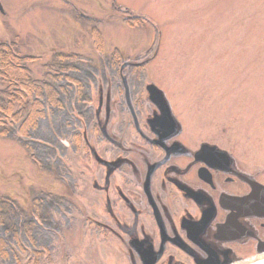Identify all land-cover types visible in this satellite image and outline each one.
Segmentation results:
<instances>
[{"label": "rangeland", "instance_id": "obj_1", "mask_svg": "<svg viewBox=\"0 0 264 264\" xmlns=\"http://www.w3.org/2000/svg\"><path fill=\"white\" fill-rule=\"evenodd\" d=\"M0 47L60 102L41 96L25 136L0 125V264H130L110 239V157L135 139L123 78L264 180V0H0Z\"/></svg>", "mask_w": 264, "mask_h": 264}, {"label": "flooded vegetation", "instance_id": "obj_2", "mask_svg": "<svg viewBox=\"0 0 264 264\" xmlns=\"http://www.w3.org/2000/svg\"><path fill=\"white\" fill-rule=\"evenodd\" d=\"M119 82L124 130L135 142L110 157V239L129 263L264 264L260 173L217 144L186 139L171 105L164 99L165 118L149 99V86L136 101L126 78Z\"/></svg>", "mask_w": 264, "mask_h": 264}, {"label": "trees", "instance_id": "obj_3", "mask_svg": "<svg viewBox=\"0 0 264 264\" xmlns=\"http://www.w3.org/2000/svg\"><path fill=\"white\" fill-rule=\"evenodd\" d=\"M0 54L2 56H0V76L5 75L2 81L0 80L2 87L0 89V125H5L4 122H7L12 127L16 126L19 133L25 136L23 131L25 129L28 131L35 123L36 105L39 108V117L45 118L48 103L60 104L55 88L56 79L47 75L50 80L36 81L31 77L32 73L24 62H21L24 60L14 57L13 50L0 47ZM58 67V71L64 70V66L58 65ZM41 96L44 97L47 105L39 99ZM6 210L0 208V219L3 222H10L9 214H13V211ZM28 225L32 224L28 223ZM7 256L5 244L0 242V259L4 260Z\"/></svg>", "mask_w": 264, "mask_h": 264}, {"label": "water", "instance_id": "obj_4", "mask_svg": "<svg viewBox=\"0 0 264 264\" xmlns=\"http://www.w3.org/2000/svg\"><path fill=\"white\" fill-rule=\"evenodd\" d=\"M148 94H149V99L156 103L158 107L162 110V116L165 118H170V115L168 113V110L166 106H164V98L162 94L154 87V86H149L148 87ZM169 122L172 123L171 120Z\"/></svg>", "mask_w": 264, "mask_h": 264}, {"label": "bare ground", "instance_id": "obj_5", "mask_svg": "<svg viewBox=\"0 0 264 264\" xmlns=\"http://www.w3.org/2000/svg\"><path fill=\"white\" fill-rule=\"evenodd\" d=\"M262 264V263H261Z\"/></svg>", "mask_w": 264, "mask_h": 264}]
</instances>
